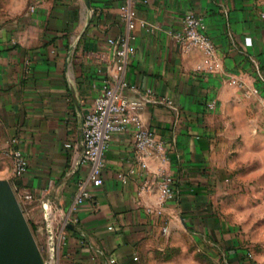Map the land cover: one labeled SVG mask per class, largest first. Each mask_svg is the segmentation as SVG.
<instances>
[{
    "label": "crops",
    "instance_id": "obj_1",
    "mask_svg": "<svg viewBox=\"0 0 264 264\" xmlns=\"http://www.w3.org/2000/svg\"><path fill=\"white\" fill-rule=\"evenodd\" d=\"M126 2L11 0L0 27V145L11 155L20 148L28 163L26 174L3 179L20 199L32 196L20 200L25 217L42 247L53 229L60 264H152L178 238L229 247L216 190L241 158L248 175L264 174V0H135L133 28ZM191 13L216 47L212 69L202 50L174 38ZM119 41L135 48L124 73L133 89L123 94L154 92L142 119L162 150L141 157L133 131L114 135L94 188L82 129L108 79L102 57ZM162 174L174 179L166 203L155 183ZM81 182L93 199L79 206Z\"/></svg>",
    "mask_w": 264,
    "mask_h": 264
},
{
    "label": "built area",
    "instance_id": "obj_2",
    "mask_svg": "<svg viewBox=\"0 0 264 264\" xmlns=\"http://www.w3.org/2000/svg\"><path fill=\"white\" fill-rule=\"evenodd\" d=\"M134 1L127 0L121 8L122 17L128 23L129 28L134 27L130 14V7ZM261 17L264 20V10L261 13ZM182 24V30L174 35L175 40L185 49L196 47L202 50L208 59L210 69H212L216 47L207 34L204 19L191 13L184 18ZM134 54L135 48L133 46H130L126 41H119L114 45L112 57H102V60L107 64L108 79L104 82L102 96L95 103L94 109L85 116L82 129V164H89L91 166L90 182L94 188L102 185L101 171L104 167L103 159L111 146L114 135L133 131L135 149L141 157L146 156L150 149L162 150V146L155 140L154 133L146 129L142 119L145 104L153 99L154 92L152 90L146 91L145 100L130 99L123 94L124 91L133 89L124 80V73L128 62ZM232 83L237 84L236 81ZM155 101L173 108L172 102L165 99ZM12 144L18 145V141L14 140ZM66 147L69 148L71 145L67 144ZM12 156L15 175L22 176L26 174L28 172V163L23 156L22 150L20 148L14 149ZM155 183L160 189V201L162 203H166L174 198L175 192L172 188L174 179L171 176L158 175ZM152 184V181L149 182L146 188L149 189ZM92 187H90L88 182L80 183L75 201L76 205H83L93 199ZM14 192L19 202L20 200H32L30 194H22V199H20L21 195L18 194V191L14 190ZM45 212L46 217H50V213L46 210ZM67 224L66 222L65 226ZM59 238L61 240L65 237L62 234ZM57 240L58 236H56L53 229L48 228L46 245L41 248V255L45 264H60L57 256Z\"/></svg>",
    "mask_w": 264,
    "mask_h": 264
},
{
    "label": "rangeland",
    "instance_id": "obj_3",
    "mask_svg": "<svg viewBox=\"0 0 264 264\" xmlns=\"http://www.w3.org/2000/svg\"><path fill=\"white\" fill-rule=\"evenodd\" d=\"M10 5L11 0H0V27L6 25L11 16ZM249 161L256 171L261 159ZM241 163L234 173L225 177L214 196L217 215L229 231L232 230L229 237L233 241L229 247H216L209 239L199 243L192 238H178L170 247L152 255V264H264V174L248 175L245 162ZM12 169L13 156L0 145V179ZM30 228L41 251L43 245L35 229L31 225Z\"/></svg>",
    "mask_w": 264,
    "mask_h": 264
},
{
    "label": "water",
    "instance_id": "obj_4",
    "mask_svg": "<svg viewBox=\"0 0 264 264\" xmlns=\"http://www.w3.org/2000/svg\"><path fill=\"white\" fill-rule=\"evenodd\" d=\"M0 264H45L9 181L0 179Z\"/></svg>",
    "mask_w": 264,
    "mask_h": 264
},
{
    "label": "trees",
    "instance_id": "obj_5",
    "mask_svg": "<svg viewBox=\"0 0 264 264\" xmlns=\"http://www.w3.org/2000/svg\"><path fill=\"white\" fill-rule=\"evenodd\" d=\"M34 229V228H33Z\"/></svg>",
    "mask_w": 264,
    "mask_h": 264
}]
</instances>
